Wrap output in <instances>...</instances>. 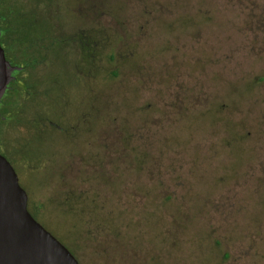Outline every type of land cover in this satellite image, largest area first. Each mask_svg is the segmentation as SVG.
Instances as JSON below:
<instances>
[{
    "label": "rangeland",
    "instance_id": "rangeland-1",
    "mask_svg": "<svg viewBox=\"0 0 264 264\" xmlns=\"http://www.w3.org/2000/svg\"><path fill=\"white\" fill-rule=\"evenodd\" d=\"M83 30L78 137L1 138L31 215L79 264H264V0H83Z\"/></svg>",
    "mask_w": 264,
    "mask_h": 264
},
{
    "label": "flooded vegetation",
    "instance_id": "flooded-vegetation-1",
    "mask_svg": "<svg viewBox=\"0 0 264 264\" xmlns=\"http://www.w3.org/2000/svg\"><path fill=\"white\" fill-rule=\"evenodd\" d=\"M0 30L5 59L13 68L0 102V142L4 143L1 138L7 127H23L31 137L20 144L18 154L29 151L40 162L44 149L50 151L43 140L46 134L77 136L78 121L60 122L67 112H56V107L78 100L74 95L83 87V63H92L88 56L97 41H90L83 30V0H0ZM53 88L64 92L57 100L51 95ZM37 109L44 111L41 124ZM77 117L83 125V112Z\"/></svg>",
    "mask_w": 264,
    "mask_h": 264
},
{
    "label": "water",
    "instance_id": "water-1",
    "mask_svg": "<svg viewBox=\"0 0 264 264\" xmlns=\"http://www.w3.org/2000/svg\"><path fill=\"white\" fill-rule=\"evenodd\" d=\"M0 30V102L12 81ZM0 264H79L75 256L28 210L16 171L0 154Z\"/></svg>",
    "mask_w": 264,
    "mask_h": 264
},
{
    "label": "trees",
    "instance_id": "trees-1",
    "mask_svg": "<svg viewBox=\"0 0 264 264\" xmlns=\"http://www.w3.org/2000/svg\"><path fill=\"white\" fill-rule=\"evenodd\" d=\"M39 119H40V124L43 122V117H42V115H40V117H39ZM31 122L33 121V120H30ZM40 126H42V125H40ZM41 130H42V127L40 128ZM40 141H42V137L40 136Z\"/></svg>",
    "mask_w": 264,
    "mask_h": 264
}]
</instances>
